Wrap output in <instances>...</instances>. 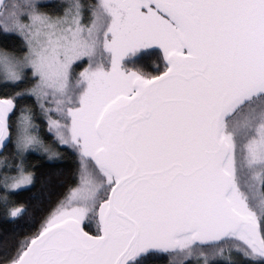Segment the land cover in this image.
Wrapping results in <instances>:
<instances>
[{"label":"snow or ice","instance_id":"6c2138e0","mask_svg":"<svg viewBox=\"0 0 264 264\" xmlns=\"http://www.w3.org/2000/svg\"><path fill=\"white\" fill-rule=\"evenodd\" d=\"M0 264H264V0H0Z\"/></svg>","mask_w":264,"mask_h":264}]
</instances>
